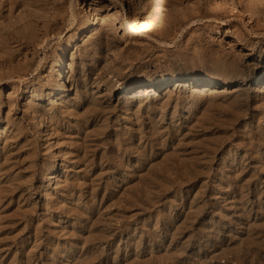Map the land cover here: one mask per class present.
I'll return each instance as SVG.
<instances>
[{
    "label": "rangeland",
    "instance_id": "rangeland-1",
    "mask_svg": "<svg viewBox=\"0 0 264 264\" xmlns=\"http://www.w3.org/2000/svg\"><path fill=\"white\" fill-rule=\"evenodd\" d=\"M167 1L0 0V264H264V4Z\"/></svg>",
    "mask_w": 264,
    "mask_h": 264
},
{
    "label": "bare ground",
    "instance_id": "bare-ground-1",
    "mask_svg": "<svg viewBox=\"0 0 264 264\" xmlns=\"http://www.w3.org/2000/svg\"><path fill=\"white\" fill-rule=\"evenodd\" d=\"M261 1H262L261 3L264 4V0H261ZM252 2H255V0H251L249 6L254 9V6L251 4ZM139 6H140L139 15L137 17L131 19V20H126L123 22L124 23L123 29L126 33L130 34L132 38H134V43H132L134 45L137 43V40H139L145 36L150 37L148 34L157 30L160 27L161 22L163 20V16L169 10L168 9L169 4H168L167 0H143V2H141ZM224 9H226L225 5L215 6L214 11H221ZM75 16L76 15H74L73 10H70V16L67 19L68 20L67 24L69 26V29H72L76 23V17ZM112 19H113L112 15L105 14V13L104 14L99 13V14H96L94 16V20H95L94 23L101 22L104 26H108L111 24ZM87 31H88V29H86V28L81 29L82 33H86ZM98 31H100V30H98ZM216 32L220 33V31L218 29ZM120 39L123 42H127V39L124 35L120 36ZM148 39H150V38H148ZM62 68H63V61H60L58 63V71H57L59 80H62V78H61ZM172 81H173L172 79L171 80L165 79L161 82H158L157 85H160V86L168 85ZM190 81L192 82V85L193 84H196V85L197 84H203L204 86L202 87V90H204V91H210L212 89H215V87L217 85H219L214 80H201L198 78H193ZM61 85L62 86L60 88V92L65 90V85H64L63 81H62ZM154 85H155V83H154ZM186 86L187 85L185 84L184 87H186ZM177 87H181V85H177ZM200 87L201 86L194 88V89H196V90L201 89ZM150 88H151L150 86L139 87L135 90V93H136V95H148V93H150L152 91V90H150ZM255 89H257V88H255Z\"/></svg>",
    "mask_w": 264,
    "mask_h": 264
}]
</instances>
